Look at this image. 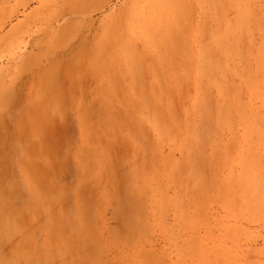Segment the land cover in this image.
<instances>
[{"label": "rangeland", "instance_id": "obj_1", "mask_svg": "<svg viewBox=\"0 0 264 264\" xmlns=\"http://www.w3.org/2000/svg\"><path fill=\"white\" fill-rule=\"evenodd\" d=\"M0 264H264V0H0Z\"/></svg>", "mask_w": 264, "mask_h": 264}]
</instances>
